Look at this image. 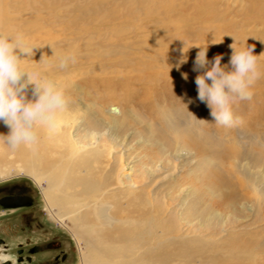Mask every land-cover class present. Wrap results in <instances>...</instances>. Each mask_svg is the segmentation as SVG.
<instances>
[{"label": "rangeland", "instance_id": "obj_1", "mask_svg": "<svg viewBox=\"0 0 264 264\" xmlns=\"http://www.w3.org/2000/svg\"><path fill=\"white\" fill-rule=\"evenodd\" d=\"M117 1L0 0V28L12 31L13 27V31L26 34L32 44L43 41L42 48L34 50L32 60H24L22 65L66 83L63 89L68 93V103L92 105L99 116L118 118L121 123L115 132H110L119 135L115 134L116 146L108 133L102 138L104 146H114L112 153H122L123 159L131 161L138 185L146 188L149 195L156 193L155 206L163 213L161 228L166 237L184 233L212 241L216 249L208 250L209 256L222 253L229 259L227 254L233 252L242 264H264V190L246 183L235 167L232 156L237 149L230 141L234 137L239 143L248 142L264 157V77L256 82L252 101L233 106L242 122L226 128L215 124L206 103L197 99L194 81L200 73L192 71L200 50L193 45L208 47L209 60L224 54L222 65L229 63V45L235 43L232 36L237 47L254 46V55L264 53V0H138L145 10L156 7L152 12L144 11L139 21L133 19L129 0ZM127 9L130 14H121ZM110 15L124 17L111 25ZM101 18L106 19L103 23L107 29L96 24ZM121 27H125L122 32ZM91 33L96 37L108 34L105 44L121 43L120 40L127 43L118 52L127 53L132 62H127L122 53L101 56L95 50L89 52L88 43L94 42L88 40ZM134 34L137 39L132 37ZM180 39L192 48L187 52V62L178 70L174 65L181 59L184 47ZM61 40L73 42L80 52L71 56L74 62L70 61L66 69L57 66L58 56L49 58L52 55L43 50ZM45 55V62L37 63ZM258 63L264 72V56L258 58ZM182 73H188V80ZM117 108L126 114L116 112ZM73 128L72 133L80 132L78 125ZM202 133L229 140L224 145L226 154L214 156ZM14 164L7 173L0 174V187L26 186L34 202L32 210L46 227L35 233L34 239L60 238L67 250V264H81L79 250H86L85 243L81 241L79 246L72 232L50 216L42 194L46 182L39 186L18 162ZM16 217L17 214L2 216L0 223ZM66 224L70 225L68 220ZM23 238L12 237L10 242ZM54 255L50 252L39 258L50 261ZM201 256L196 255L193 262L233 264L232 260L211 262Z\"/></svg>", "mask_w": 264, "mask_h": 264}, {"label": "bare ground", "instance_id": "obj_2", "mask_svg": "<svg viewBox=\"0 0 264 264\" xmlns=\"http://www.w3.org/2000/svg\"><path fill=\"white\" fill-rule=\"evenodd\" d=\"M129 1L127 5L131 7L135 21H139L144 11L152 12L156 9L153 5L145 10L138 0ZM117 2L119 4L121 0ZM105 13L104 15L108 16ZM121 14L130 12L127 9L126 13ZM109 17L112 25L124 16ZM55 18L58 19L57 16ZM103 20L106 19L101 18L96 24L105 29ZM121 28V32L125 30V27ZM13 30L16 29L12 27ZM107 35L96 37L94 33L89 34L88 40L94 42L88 43V51L95 50L100 52L101 56L122 53L127 62H132L127 53L118 52L119 48L127 47V43L120 40L121 43L105 44L103 42ZM132 37L137 39L138 35L134 34ZM42 43L43 41L38 40L35 44L40 46ZM52 46L55 47L57 56H74L80 53L73 42L67 44L63 40L50 43L49 48L43 49L45 53L54 55ZM66 50L69 53H65ZM58 83L65 87L66 83ZM28 98L33 99L31 88L28 90ZM114 110L121 115L126 114L121 108ZM107 118L99 116L92 105L81 107L74 101L69 102L67 110L60 115L59 127L53 131L40 130L39 142L36 145L21 146L12 150L0 142V174L7 173L14 163L18 162L39 186L46 182L43 194L49 212L55 220L72 232L79 246L81 241L85 243L86 250L80 248L81 264H195L193 261L196 255H202L205 260L211 262L225 263L232 260L230 263L242 264V259L233 252L227 254L229 259L223 257L222 253L207 255L208 250L211 252L210 249H213L214 252L216 249L212 241L210 243L198 237L192 238L184 233L171 237L164 235L161 228L163 213L155 206L156 193L149 195L146 188L138 185L134 176L136 169L131 161L123 159L122 153H112V148L116 146L117 132H110H115L121 122L116 116H111L110 120ZM77 125L80 132L72 133V128ZM185 127L190 129L187 124ZM9 131L10 129L0 122V134L7 135ZM107 133L114 138L113 147L104 146L102 138ZM196 136L200 138V135ZM202 136L209 141L207 145L214 156L226 154L224 145L229 140L223 137L214 138L204 133ZM116 137L119 135L116 134ZM248 140L255 141L253 137H248ZM230 141L237 149L232 156L235 167L245 177L246 183L253 188L264 190V157L251 149L248 142L239 143L234 137ZM217 166L220 167L218 164ZM201 198L200 195L197 196V200ZM54 207L58 210L54 211ZM66 220L69 221V226ZM262 243L264 244V241Z\"/></svg>", "mask_w": 264, "mask_h": 264}, {"label": "clouds", "instance_id": "obj_3", "mask_svg": "<svg viewBox=\"0 0 264 264\" xmlns=\"http://www.w3.org/2000/svg\"><path fill=\"white\" fill-rule=\"evenodd\" d=\"M232 37L235 43L229 45L232 53L225 65L221 64L224 54H217L209 60L208 47L192 46L200 48L192 69L200 73L194 81L198 89L197 99L206 103L214 123L226 128L242 122L233 106L241 101H252L254 86L264 77L258 63L264 53L254 55V46L237 47V41ZM180 40L184 47L181 59L174 65L178 70L187 62V52L192 48L188 47L186 40ZM38 48L42 47L32 44L23 32L0 28V122L10 129L7 135L0 134V142L12 150L36 145L40 130L53 131L59 127L60 115L68 107L65 90L57 81L22 65V61L31 59ZM53 49L54 55L49 58L57 57L55 47ZM45 59L46 55L37 63H44ZM70 61L74 62V58L60 55L57 66L66 69ZM182 76L188 80V73H182ZM30 86L33 99L28 98Z\"/></svg>", "mask_w": 264, "mask_h": 264}, {"label": "flooded vegetation", "instance_id": "obj_4", "mask_svg": "<svg viewBox=\"0 0 264 264\" xmlns=\"http://www.w3.org/2000/svg\"><path fill=\"white\" fill-rule=\"evenodd\" d=\"M33 207V199L25 185L10 184L0 187V217L17 214L16 218L0 223V264H67V250L60 238L41 241L34 239V234L46 227L34 214ZM46 207L48 209L47 203ZM49 214L53 218L50 212ZM19 235L24 236L23 240L11 244L10 239ZM50 252H55L52 260L39 258Z\"/></svg>", "mask_w": 264, "mask_h": 264}]
</instances>
